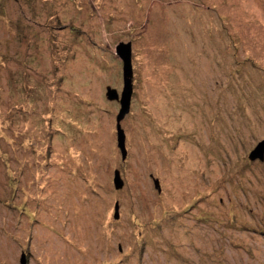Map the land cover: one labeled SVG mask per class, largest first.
I'll return each instance as SVG.
<instances>
[{
	"label": "rangeland",
	"instance_id": "rangeland-1",
	"mask_svg": "<svg viewBox=\"0 0 264 264\" xmlns=\"http://www.w3.org/2000/svg\"><path fill=\"white\" fill-rule=\"evenodd\" d=\"M263 138L264 0H0V264H264Z\"/></svg>",
	"mask_w": 264,
	"mask_h": 264
},
{
	"label": "water",
	"instance_id": "water-1",
	"mask_svg": "<svg viewBox=\"0 0 264 264\" xmlns=\"http://www.w3.org/2000/svg\"><path fill=\"white\" fill-rule=\"evenodd\" d=\"M115 51L117 55L122 60V73H123V89L119 95L116 88L111 86L106 87V96L109 99H118L120 102V109L117 115V144L121 150L122 155L126 153L125 148V133L120 125V119L129 111L132 93L131 75H132V64H131V43L130 41L123 42L120 41L115 46ZM248 158L253 159H264V138L259 140L254 148L248 154ZM113 183L115 188H120L123 185V180L119 175V171L116 169L114 171ZM155 185L158 186V181L155 180ZM118 215V202L115 203V215ZM20 264H26V253L21 252Z\"/></svg>",
	"mask_w": 264,
	"mask_h": 264
}]
</instances>
